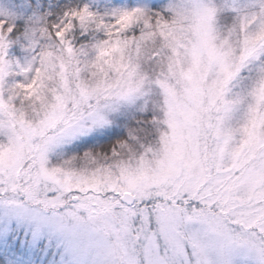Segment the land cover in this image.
<instances>
[{"label":"snow or ice","instance_id":"6c2138e0","mask_svg":"<svg viewBox=\"0 0 264 264\" xmlns=\"http://www.w3.org/2000/svg\"><path fill=\"white\" fill-rule=\"evenodd\" d=\"M0 264H264V0H0Z\"/></svg>","mask_w":264,"mask_h":264}]
</instances>
